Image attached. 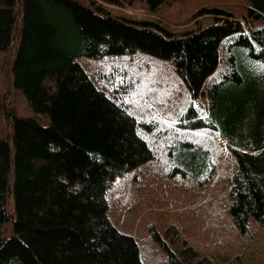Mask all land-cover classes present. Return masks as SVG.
Masks as SVG:
<instances>
[{"label":"trees","instance_id":"1","mask_svg":"<svg viewBox=\"0 0 264 264\" xmlns=\"http://www.w3.org/2000/svg\"><path fill=\"white\" fill-rule=\"evenodd\" d=\"M137 1L153 11L166 0ZM246 1L248 24L232 11L203 7L197 14L210 24L174 33L94 0H0V52L13 49L12 86L33 114L18 113L0 95V264H143L135 238L106 214L107 190L151 160L161 142L174 171L200 184L214 178L213 151L196 133L213 126L211 116L194 102L208 92L213 109L228 85L264 76V0ZM139 52L167 61L189 93L172 125L128 111L76 59ZM227 141L233 226L244 234L253 220L264 232V139ZM151 229L169 264H213L175 227Z\"/></svg>","mask_w":264,"mask_h":264},{"label":"rangeland","instance_id":"2","mask_svg":"<svg viewBox=\"0 0 264 264\" xmlns=\"http://www.w3.org/2000/svg\"><path fill=\"white\" fill-rule=\"evenodd\" d=\"M94 1L114 14L158 21L174 33L210 24L209 16L197 14L203 7H221L247 24L251 21L246 0H166L153 11L137 0ZM12 51L0 52V95L5 94L18 113L31 116L25 97L12 86ZM76 59L99 89L121 95L118 100L125 101L128 111L141 119L172 125L190 100L172 66L145 53ZM253 77V82L222 89L221 99L213 109L208 92L194 103L200 113L211 116L213 124L196 131L199 140L212 149L217 162L210 182L200 184L195 177L174 171L162 142L151 160L111 182L106 214L117 229L135 238L143 264H169L167 255L153 240L151 228L164 234L170 226L213 264H264L262 228L250 220L247 232L241 234L229 218L228 187L235 163L226 142L218 140L225 136L222 131L227 140L233 137L243 144L264 139V76L253 73ZM121 87L125 89L115 91ZM0 131L4 133L2 118ZM8 205L12 209L11 198Z\"/></svg>","mask_w":264,"mask_h":264},{"label":"bare ground","instance_id":"3","mask_svg":"<svg viewBox=\"0 0 264 264\" xmlns=\"http://www.w3.org/2000/svg\"><path fill=\"white\" fill-rule=\"evenodd\" d=\"M114 200V199H113ZM139 215V214H138ZM143 217V216H142Z\"/></svg>","mask_w":264,"mask_h":264}]
</instances>
